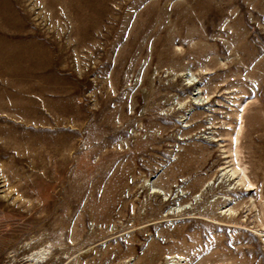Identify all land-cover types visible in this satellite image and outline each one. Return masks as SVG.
<instances>
[{
    "label": "rangeland",
    "instance_id": "obj_1",
    "mask_svg": "<svg viewBox=\"0 0 264 264\" xmlns=\"http://www.w3.org/2000/svg\"><path fill=\"white\" fill-rule=\"evenodd\" d=\"M0 264H264V0H0Z\"/></svg>",
    "mask_w": 264,
    "mask_h": 264
},
{
    "label": "bare ground",
    "instance_id": "obj_2",
    "mask_svg": "<svg viewBox=\"0 0 264 264\" xmlns=\"http://www.w3.org/2000/svg\"><path fill=\"white\" fill-rule=\"evenodd\" d=\"M185 4H186V3H180V4L178 5V7H180V9H181L182 12H184V13H188L190 10H189V8L185 7ZM193 8H194V6L191 7V9H193ZM191 19H193V18H191ZM211 24H212V23H211ZM206 25H207V24H206ZM206 27H207V26H206ZM208 28H210V27H208ZM206 29H207V28H206ZM185 74H186V73H185ZM187 75H188V74H187ZM189 83H191V82H189ZM196 83H197V82H194V83L192 82V83L189 84V85L194 86V85H196ZM175 86H176V85H175ZM187 86H188V84H187ZM188 87H189V86H188ZM173 88H174V87H173ZM174 89H175V88H174ZM176 90H177V89H176ZM172 91H173V90H172ZM184 91H185V89H184ZM175 97H176V96H175ZM189 99H190V98H189ZM187 100H188V99H187ZM197 100H198V98H196V97L194 98V97H193V98L190 99V103L193 104V105H197V106H198V105H200V103L197 102ZM184 102H185V101H184ZM187 102H188V101H187ZM136 105H137V104H136ZM136 105H135V106H136ZM152 112H153V111H152ZM240 115H241V114H240ZM240 129H241V127H240ZM240 129H239V130H240ZM226 167H227V166H226ZM226 167H225V169H226ZM244 169H245V168H244ZM223 170H224V169H223ZM226 170H227V169H226ZM223 172H224V171H223ZM230 172H232L231 175H235V173H236V171L234 170V168L231 169ZM242 172H243V174L245 175V171H242ZM224 173H225V172H224ZM226 173H227V172H226ZM244 175H243V176H244ZM246 175H247V174H246ZM234 178H236V177H234ZM250 185H252V184H250ZM150 188H151V187H150ZM156 191H157V190H156ZM29 244H31V243H29ZM29 244H28V245H29ZM26 247H27V246H26ZM34 253H35V252H34ZM40 254H41V253H40ZM40 254H39V255H40ZM28 257H30V261H33L34 263L42 262V260H40L39 257L36 256V254H32V255H30V256H28Z\"/></svg>",
    "mask_w": 264,
    "mask_h": 264
}]
</instances>
